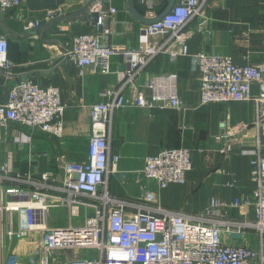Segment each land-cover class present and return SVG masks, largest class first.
I'll return each mask as SVG.
<instances>
[{
    "label": "built area",
    "instance_id": "1",
    "mask_svg": "<svg viewBox=\"0 0 264 264\" xmlns=\"http://www.w3.org/2000/svg\"><path fill=\"white\" fill-rule=\"evenodd\" d=\"M25 1L0 0V11L22 7ZM111 1L94 0L87 9L95 28L103 29L107 16L116 12L114 7L104 8ZM207 1L177 0L161 18L144 26L145 39L136 48L114 49L95 33L72 38L61 54L73 61L80 73L85 66L95 73H109L110 58L116 54L125 58L126 69L120 73L116 88L103 89L102 95L109 100L89 106L87 161H65L59 166L60 177L53 171L22 173L17 167L18 154L24 147H31L34 132L61 135L66 105L59 90L40 87L30 79L11 86L7 98L0 101V129L18 128L13 136L18 148L8 150L0 163V264L9 259L12 244L23 241L34 247L23 264H264V146L258 134L253 147L242 150L249 156L250 178L255 184L251 196L232 200L210 197L202 211L189 213L168 209L158 201L120 199L109 194L107 188L119 159L110 152L114 110L125 106H182L178 77L173 72L151 73L145 81L147 93L139 91L132 99L124 95L125 88L134 86L137 76L161 53L171 59L191 57L192 66L199 72V106L252 102L253 125L260 126L264 121V63L236 64L228 54L188 52L187 40L193 31L185 28L191 21H197L198 30L205 36L210 33L205 18ZM148 15L157 17L153 12ZM60 16H64L62 7L46 8L40 19L27 21L23 28L40 27ZM108 32L103 30L104 34ZM157 35L165 38L161 42L149 40ZM12 66L8 39L0 34V72L9 73ZM246 127L241 123L235 130L225 128L224 133L216 135L217 140L225 139L219 151L226 155L235 134ZM191 169V150L170 147L146 156L142 173L162 190L184 184ZM57 207L67 210V225L51 223L50 209ZM241 208L245 209L243 217H233L231 211ZM250 232L256 234V247L245 238ZM232 238L240 241L232 243Z\"/></svg>",
    "mask_w": 264,
    "mask_h": 264
},
{
    "label": "crops",
    "instance_id": "2",
    "mask_svg": "<svg viewBox=\"0 0 264 264\" xmlns=\"http://www.w3.org/2000/svg\"><path fill=\"white\" fill-rule=\"evenodd\" d=\"M147 1L132 0L137 16L131 12L129 0L105 3V9L111 6L116 12L107 16L103 29L95 28L87 13L94 0H26L22 7L0 11V34L8 39V57L13 62L9 73L0 72V101L7 98L15 82L30 79L43 88L56 87L66 105L61 135L36 131L31 147L19 152L17 167L22 173L53 171L60 177L59 166L65 161H87L89 106L109 100L102 91L119 85L126 60L116 54L110 58L109 73H95L90 66L83 67L80 73L77 65L65 60L61 53L81 33L98 34L114 49L136 48L145 39V24L139 17L150 18V12L158 16L168 3V0ZM51 7H62L64 16L40 27L23 28L27 21L40 19L43 10ZM205 18L209 35L198 30L195 20L185 28L193 31L187 40L190 55L204 51L231 55L236 64L264 63V0H208ZM104 29L109 32L104 34ZM164 38L157 35L149 40L161 42ZM170 72L178 77L180 108L125 106L112 113L110 152L119 159L108 177L109 194L133 201H158L168 209L189 213L202 211L210 197L232 200L236 196H251L255 184L250 178L249 156L242 150L253 147L256 134L264 146V121L260 126L253 125V103L199 106V72L192 66L191 57L171 59L167 53L156 56L137 76L134 86L125 88V97L132 99L139 91L147 93L145 81L149 74ZM256 90L254 85L253 91ZM241 123L247 127L235 134L229 152L222 154L219 150L224 147L225 139L217 140L215 136L224 133L225 128L235 130ZM17 129L16 126L0 129V163L8 150L18 148L13 142ZM170 147L190 149L192 169L184 184L158 190L154 182L143 176L144 158ZM244 212L241 208L232 210L231 214L242 218ZM251 236H255V243ZM245 238L253 247L257 246L256 234L247 233ZM239 241L231 240L232 243Z\"/></svg>",
    "mask_w": 264,
    "mask_h": 264
},
{
    "label": "rangeland",
    "instance_id": "3",
    "mask_svg": "<svg viewBox=\"0 0 264 264\" xmlns=\"http://www.w3.org/2000/svg\"><path fill=\"white\" fill-rule=\"evenodd\" d=\"M50 221L55 225H67L69 222L68 212L64 207H57L50 209ZM253 243H255V236H251ZM34 249L31 242H14L11 246V255L4 264H23L25 256Z\"/></svg>",
    "mask_w": 264,
    "mask_h": 264
},
{
    "label": "water",
    "instance_id": "4",
    "mask_svg": "<svg viewBox=\"0 0 264 264\" xmlns=\"http://www.w3.org/2000/svg\"><path fill=\"white\" fill-rule=\"evenodd\" d=\"M176 0H168V3L165 7V9L156 17V18H140V21H142L145 25L153 23L154 21L158 20L159 18H161L166 12H168L170 10V8L172 7V5L175 3ZM129 7L131 12L136 15L133 6H132V0H129ZM137 16V15H136Z\"/></svg>",
    "mask_w": 264,
    "mask_h": 264
}]
</instances>
